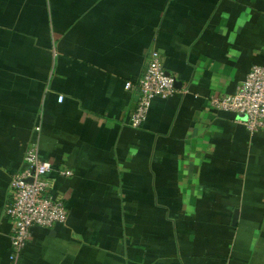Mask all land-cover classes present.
Listing matches in <instances>:
<instances>
[{
    "label": "crops",
    "instance_id": "0c3cea01",
    "mask_svg": "<svg viewBox=\"0 0 264 264\" xmlns=\"http://www.w3.org/2000/svg\"><path fill=\"white\" fill-rule=\"evenodd\" d=\"M153 50L178 92L134 128ZM255 65L264 0H0V264L35 142L69 216L20 264H264V129L210 104Z\"/></svg>",
    "mask_w": 264,
    "mask_h": 264
},
{
    "label": "built area",
    "instance_id": "2783aa9c",
    "mask_svg": "<svg viewBox=\"0 0 264 264\" xmlns=\"http://www.w3.org/2000/svg\"><path fill=\"white\" fill-rule=\"evenodd\" d=\"M135 88L139 93L137 108L131 117V126L140 128L148 119L156 99H170L178 92L176 79L168 74L158 50L150 52L147 66L137 86L130 82L126 89ZM64 98L59 97L62 103ZM213 110L237 117V123L254 133L264 129V65H255L240 84L235 94L210 100ZM40 131V128H36ZM28 169L13 175L9 187V200L4 214L12 222L10 236V264H20L24 249L35 228L53 229L68 221V209L63 200L50 194L49 174L52 164L39 155V142L28 149L25 156ZM72 176L71 172L62 173Z\"/></svg>",
    "mask_w": 264,
    "mask_h": 264
},
{
    "label": "water",
    "instance_id": "95a60500",
    "mask_svg": "<svg viewBox=\"0 0 264 264\" xmlns=\"http://www.w3.org/2000/svg\"><path fill=\"white\" fill-rule=\"evenodd\" d=\"M176 85H177V83H176ZM237 219H238V211H236L235 214H234V222H236Z\"/></svg>",
    "mask_w": 264,
    "mask_h": 264
}]
</instances>
